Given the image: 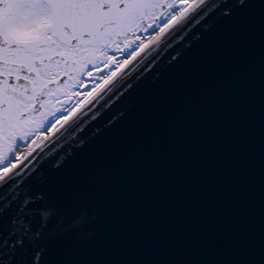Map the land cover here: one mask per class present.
<instances>
[{
  "label": "water",
  "instance_id": "water-1",
  "mask_svg": "<svg viewBox=\"0 0 264 264\" xmlns=\"http://www.w3.org/2000/svg\"><path fill=\"white\" fill-rule=\"evenodd\" d=\"M219 2L62 166L37 162L41 191L86 209L41 264H264V0Z\"/></svg>",
  "mask_w": 264,
  "mask_h": 264
},
{
  "label": "snow or ice",
  "instance_id": "snow-or-ice-1",
  "mask_svg": "<svg viewBox=\"0 0 264 264\" xmlns=\"http://www.w3.org/2000/svg\"><path fill=\"white\" fill-rule=\"evenodd\" d=\"M224 7L219 0H0V264H27L29 246L32 264H41L45 249L37 245L86 219L82 204L77 210L40 190L48 180L37 162L62 166L65 147L82 145L90 125L162 60L175 61ZM33 176L35 187L26 183Z\"/></svg>",
  "mask_w": 264,
  "mask_h": 264
},
{
  "label": "flooded vegetation",
  "instance_id": "flooded-vegetation-1",
  "mask_svg": "<svg viewBox=\"0 0 264 264\" xmlns=\"http://www.w3.org/2000/svg\"><path fill=\"white\" fill-rule=\"evenodd\" d=\"M85 79H87V78L85 77ZM61 99H64V97H61ZM24 146H25V144L23 142H21L19 148H24Z\"/></svg>",
  "mask_w": 264,
  "mask_h": 264
},
{
  "label": "bare ground",
  "instance_id": "bare-ground-1",
  "mask_svg": "<svg viewBox=\"0 0 264 264\" xmlns=\"http://www.w3.org/2000/svg\"><path fill=\"white\" fill-rule=\"evenodd\" d=\"M25 148V147H24ZM24 148H19L18 150L19 151H25L26 150V148L24 149Z\"/></svg>",
  "mask_w": 264,
  "mask_h": 264
},
{
  "label": "rangeland",
  "instance_id": "rangeland-1",
  "mask_svg": "<svg viewBox=\"0 0 264 264\" xmlns=\"http://www.w3.org/2000/svg\"><path fill=\"white\" fill-rule=\"evenodd\" d=\"M24 147L26 148V145H25ZM25 148H24V149H25Z\"/></svg>",
  "mask_w": 264,
  "mask_h": 264
}]
</instances>
